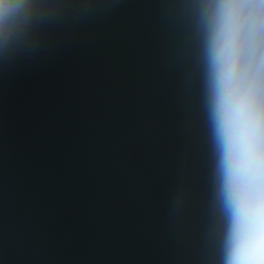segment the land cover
Returning <instances> with one entry per match:
<instances>
[{"label":"clouds","instance_id":"obj_1","mask_svg":"<svg viewBox=\"0 0 264 264\" xmlns=\"http://www.w3.org/2000/svg\"><path fill=\"white\" fill-rule=\"evenodd\" d=\"M46 15L45 0H0V55ZM199 27L219 264H264V0H200Z\"/></svg>","mask_w":264,"mask_h":264}]
</instances>
